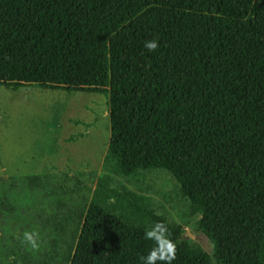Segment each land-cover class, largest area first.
Segmentation results:
<instances>
[{"label":"trees","instance_id":"16d2710c","mask_svg":"<svg viewBox=\"0 0 264 264\" xmlns=\"http://www.w3.org/2000/svg\"><path fill=\"white\" fill-rule=\"evenodd\" d=\"M0 87L106 95L105 164L127 181L169 173L211 245L179 241L150 198L104 177L64 231L49 222L59 199L40 201L50 261L63 248L65 264H144L145 229L163 223L171 264H264V0H0ZM27 178L0 179L3 225L46 197Z\"/></svg>","mask_w":264,"mask_h":264},{"label":"rangeland","instance_id":"374dc122","mask_svg":"<svg viewBox=\"0 0 264 264\" xmlns=\"http://www.w3.org/2000/svg\"><path fill=\"white\" fill-rule=\"evenodd\" d=\"M107 102L106 95L97 93L38 87L11 91L0 87V179L18 181L20 187H24L27 177L29 184L30 178L38 180L40 176L48 182L45 198L40 197L42 190L33 191L39 201L34 196L30 201L32 209L25 210L29 212L23 211L19 219L12 218L6 225L0 222V264H24V252L31 255L33 262L37 259L46 264H65L61 259L63 248L60 254H54L53 261L49 260L52 236L48 232L47 241L46 231L39 226L45 223L51 208L37 210L46 207L40 201L49 203L55 197L59 199L58 203L53 202L54 217L49 222L64 231V224L75 225L74 217L81 208L83 218L96 182L104 177H110L117 186L130 192L150 198L158 214L182 226L179 241L195 245L211 256L210 243L196 229L197 217L188 213L187 201L169 173L157 170L127 181L118 178L105 164L103 158L109 140ZM76 182H83L86 187ZM49 184L54 186V197L47 194ZM28 192L26 197L30 195ZM25 232L37 234L38 247L32 248L23 239Z\"/></svg>","mask_w":264,"mask_h":264},{"label":"clouds","instance_id":"9594fccd","mask_svg":"<svg viewBox=\"0 0 264 264\" xmlns=\"http://www.w3.org/2000/svg\"><path fill=\"white\" fill-rule=\"evenodd\" d=\"M143 47L147 49L148 52H154L159 47L158 40H145ZM166 232L167 229L163 223H155L145 229V238L154 240L156 242V246L150 250L146 257H141L144 264H155L157 260L165 261L167 264H171V262L176 258V245L168 239ZM23 239L29 243L32 248L38 247V236L36 233L25 232Z\"/></svg>","mask_w":264,"mask_h":264}]
</instances>
